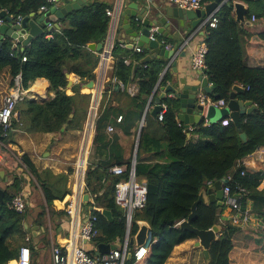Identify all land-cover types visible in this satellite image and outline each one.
I'll return each instance as SVG.
<instances>
[{
  "label": "trees",
  "instance_id": "obj_1",
  "mask_svg": "<svg viewBox=\"0 0 264 264\" xmlns=\"http://www.w3.org/2000/svg\"><path fill=\"white\" fill-rule=\"evenodd\" d=\"M205 3L214 0H203ZM249 12L247 20L256 17L254 26L236 21L233 7L225 5L215 15L212 22L202 29L207 46L205 56L206 75L214 92L208 96L214 102L224 100L226 105L234 86L240 85L245 93L237 98L251 102L256 109L250 115L241 117V131L247 135V142L240 138V129L233 123L223 125V121L208 126L204 119L196 125L190 137L177 120L178 103L173 98H163V120L152 112L157 106L159 89L170 79L162 73L166 61L153 59L141 64L146 52L136 53L115 43L112 51L114 59L111 80L106 84L95 120L94 137L85 175V189L93 198L89 206L96 208L91 216H96L95 224L99 235L91 242L99 244L125 243L127 227L124 211L115 200L116 186L127 180L131 170L130 159L124 156L120 137L109 133L108 127H118L128 136L139 134L136 158V176L147 183V201L143 210L135 213L130 238L139 230L138 222L150 225L153 243L141 260L133 256L136 247L128 245L131 259L125 264H166L174 249L195 239L189 231L180 227L192 214L202 190L217 181L227 179L232 196L238 197L242 211L248 210L264 222V190L259 187L264 172H249L241 163L243 159L264 148V0H240ZM45 0H0V12L6 10L14 18L37 15ZM111 6L97 1L85 4L80 10L68 14L60 20V29L35 38L22 51L21 44L10 38L0 40V76L8 73L10 86L21 75L22 87L28 90L37 80L49 82L55 97L43 101L25 98L17 104L12 131L7 137L0 130V142L11 143L13 132L27 134H57L63 136L70 131H83L92 102L91 94H82L80 84L72 87L73 95L66 93L68 75L77 76L82 83L96 79L95 70L100 63V55L88 49V45L103 43L110 27L107 10ZM165 40L163 38H160ZM26 57V62H23ZM130 61V64H126ZM138 65L133 77L134 65ZM124 85L120 89L112 80ZM136 85L137 92L131 94L129 88ZM9 92L1 96L0 108ZM72 116V117H71ZM122 117L120 123L118 117ZM146 126L140 129L142 121ZM163 133V139L154 136L152 127ZM65 129V131H62ZM165 155V160L149 162L146 153ZM22 164L42 192L43 203L37 215L39 224L52 222L55 218L63 220L66 212L54 209L56 200H64L71 194L67 188L68 176L72 173L55 176L50 170L39 172L28 154L22 157ZM115 166H125L126 173L116 176L110 172ZM244 173V174H243ZM26 182L17 178L6 187L3 202L0 203V264H9L19 259L20 250L27 246L25 223L30 216V207L20 213L11 208L14 198L25 191ZM239 187L245 189L241 194ZM102 210L112 213L109 221ZM225 207L216 204H199L197 216L192 225L198 230H209L221 225L219 239L213 243L208 264H230V253L234 248V237L240 228L228 220L220 222ZM232 212V211H230ZM48 233L43 243L49 246ZM33 241L31 237L29 243ZM122 248V247H121ZM32 262L37 264L38 250L31 246ZM92 255L93 253L88 252Z\"/></svg>",
  "mask_w": 264,
  "mask_h": 264
},
{
  "label": "crops",
  "instance_id": "obj_2",
  "mask_svg": "<svg viewBox=\"0 0 264 264\" xmlns=\"http://www.w3.org/2000/svg\"><path fill=\"white\" fill-rule=\"evenodd\" d=\"M99 3L108 4L113 8L116 4L117 0H95ZM134 2L140 4L139 10L144 9L145 6L150 7V11L148 13V19L155 20L158 12H163L166 15V11L169 5L165 0H154L150 3L144 0H133ZM211 3V2H210ZM129 6L131 4L130 0H123L122 5ZM209 3H206V5ZM59 5V4H56ZM205 5V6H206ZM60 6V5H59ZM204 6V7H205ZM41 15H35L36 18H39ZM132 24V28L136 30H140L141 22L132 19L130 21ZM52 24V28L49 30L54 32L55 27L54 23ZM60 24V23H59ZM160 26V24H158ZM5 27V26H4ZM3 28V27H2ZM1 31L4 33V29ZM264 29V25L260 24L258 26V30ZM202 30H199L190 40L188 45L185 47L186 56L185 58H178V66L175 70L173 67L167 69L168 63L162 73V78L167 73L170 76V79L167 81L165 85L159 87V95L163 93L161 88H166L168 86H175V84L179 83L181 80L187 79L189 84L199 85L200 83L195 80L197 77V72L192 69V56L197 51L202 43H204V35L201 34ZM172 31L170 34H173ZM125 31L122 29V21L118 19L117 26L113 32V40L114 43H120L123 48L130 49L129 36L124 37ZM164 39V38H163ZM177 43L176 40H167L165 39V46H173ZM22 47V46H21ZM132 49L133 51L136 49ZM181 50V49H180ZM183 51V50H181ZM101 55L100 53H96ZM149 52H146V56L149 55ZM114 59L111 54V58L105 60V68L101 69L100 63L95 70L96 74V90L101 92L99 106L102 99V94L106 88V84L111 80L114 66ZM130 64V61H127ZM135 66V65H134ZM207 77V75H205ZM73 80V85L66 89V93L68 95H73L72 87L77 85V76L71 75ZM10 76L8 73H4L0 76V100L1 96L9 92L10 88ZM90 82V81H89ZM88 83V82H86ZM80 81V87L83 84ZM130 88H135L136 85L131 86ZM81 87L82 94H91L92 98L94 95V91L90 90L87 92ZM30 95L35 97L32 100L35 101H43L48 99V97H55V94L51 92L50 84L45 79L37 80L30 88ZM136 93V92H135ZM132 93V94H135ZM206 95L203 91H199L197 94L198 104L200 102L199 96ZM208 99L210 97L206 96ZM167 98H173L172 93L167 94ZM211 100V99H210ZM237 100L242 101L237 98ZM98 106V109H99ZM95 108H93L91 114V121L95 114ZM219 109V108H218ZM179 111V104H178ZM178 111H177V120H178ZM98 113V111H97ZM89 115V114H88ZM88 120V116H87ZM87 120L84 124L83 131H70L67 132L64 136H58L57 134H27L20 131L13 132L11 143L5 144L0 142V188L6 191V187L8 184L4 181V178L9 179V185L13 183L17 178H20L26 182L25 191L23 192V196L26 198L28 205L30 207V216L26 222L28 224L27 238H33V241L27 246L31 248L34 246L36 250H38L37 264H53L52 263V249L53 246H61L63 250H67L69 242L71 238L79 228L85 225V223L89 220L92 212V207L89 206V203H93V198L90 195V202L86 205L82 198L86 192L85 189V175L86 170L89 163V147L93 142L94 130L91 134L90 129L86 130ZM208 126L212 124H216L222 120H220V116H211L209 118L204 119ZM230 120V118H228ZM179 121V120H178ZM146 124L144 122L143 127ZM142 127V128H143ZM152 127V131L155 137L158 139H163V133L158 129ZM195 127V126H194ZM191 127L190 131L192 132L193 128ZM115 128V134L120 137V145L124 150V156L126 159L133 160L135 155V149L138 142L139 134L128 136L122 132V130L118 127ZM140 128V129H142ZM85 134V137H84ZM82 136L84 137V143L82 139L75 140L76 137ZM72 138V139H71ZM71 139V140H70ZM81 139V141H80ZM78 142V143H76ZM84 144V145H83ZM83 146V151H82ZM82 151V154H81ZM28 154L31 161L35 164L36 168L39 172H43L45 170H50L55 176H59L62 174H68L69 170L72 173L68 176L67 188L70 190L71 194L68 195L64 200H56L54 202V209L57 212H66V216L63 220H59L55 218L52 222L50 219H47L46 224H39L37 222V215L41 210V204L43 203L42 192L37 184L34 181H31L32 178L28 174H24L23 172L26 170L25 166L22 164V157ZM144 159L149 162H157L165 160V155H158L155 152L146 153L143 155ZM83 158H86V168L83 172L82 164ZM81 159V162H80ZM246 170L249 172H264V148L259 149L254 154L246 157L241 162ZM125 167V166H124ZM1 174L3 175L1 177ZM84 174V185H82V177ZM259 190H264V179L259 187ZM71 202L76 203V216L70 217L67 212V208ZM252 201L248 203V210L250 212L251 218L250 222L245 228H240L239 233L234 237V248L230 253V264H264V222L263 219L251 212L252 209ZM94 209V208H93ZM96 209V208H95ZM230 214L229 208L225 206V210L220 215V222H224L227 220L228 215ZM39 227V235L35 238L32 235L31 228ZM48 233L49 246H46V243H43V237ZM195 239L188 240L180 245H178L171 257L168 259L166 264H199L201 259H203V264H208L203 256L202 248L195 247ZM80 246L83 247L87 252L93 253L92 255L98 254V246L94 245L91 241L82 240L79 242ZM115 245L117 249L123 247L124 244L116 242ZM136 247V246H134ZM31 250V249H30ZM32 254V252H31ZM17 260L10 262V264H15Z\"/></svg>",
  "mask_w": 264,
  "mask_h": 264
},
{
  "label": "water",
  "instance_id": "obj_3",
  "mask_svg": "<svg viewBox=\"0 0 264 264\" xmlns=\"http://www.w3.org/2000/svg\"><path fill=\"white\" fill-rule=\"evenodd\" d=\"M94 0H58L57 4L52 6L47 13L39 12L41 16L39 18L35 17V14H31L22 19L19 25L14 24L13 20L7 16L6 12H1L0 16L6 19L7 25L2 28L4 29V34L10 39L16 41L18 44H21L22 51L37 37L45 33L48 23H54L55 29H60L59 21L64 19L68 14L80 10L85 4L92 2ZM131 4L129 6L122 5V10L119 15V20L122 21V29L125 31V36H129V42H131L130 49L138 47L145 52L150 54L145 56L141 61V64H146L153 59H160L162 61H167V69L173 67L175 70L178 66V58H185L186 51L185 47L188 45L192 37L202 28L203 24L207 22L210 18L215 16L221 8L225 5L228 7H233L236 21L240 24H246L247 26L253 27L254 23L247 20V14L249 12L248 6L240 0H214L213 2L207 4L203 9L199 10H187L181 9L175 6L169 7L166 11V15L163 12H158L155 20L148 19V13L150 11L149 6H145L143 10H139L140 4L130 0ZM135 19L138 22H141L140 30L132 28L130 21ZM160 24V34L162 38L167 40H176L177 43L173 46L172 49H167L163 43L159 40L150 41V28L154 25ZM172 31L173 34H170ZM201 34L204 35V32L201 31ZM105 44H89L88 49L95 53H102L105 51ZM183 51H181V50ZM108 56V55H107ZM138 65L134 66L133 77H135ZM207 71L201 70L197 72V80L199 85L189 84L187 79L181 80L175 86H168L166 88H161L163 91L160 94L159 98L156 100L157 106L154 108L152 115L157 117L163 110V106L160 105V101L167 97V94L172 93L174 100L179 104L178 111V120L180 124L185 128L190 137V129L198 125L202 119L209 118L214 116L217 110L222 119L230 120L240 129L241 127V117L245 115H250L256 109L251 102L239 101L237 100L238 94L245 93V89L236 85L233 88V91L230 95L229 102L224 108H217L213 105L198 104L197 94L199 91H203L206 96H210L214 92V87L210 84L207 77H205ZM73 85V80L71 75H68V85L70 88ZM83 89H89L94 91L92 98V107L89 111L87 125L85 134L88 129L92 134L95 126V120L97 117V111L99 106V100L101 92L96 90V81L92 80L81 86ZM159 89V86L156 88L155 92ZM95 108V114L92 119L91 114L93 108ZM19 118L20 114L17 113ZM72 117V116H71ZM62 131H65L63 129ZM240 138L243 142H247V135L243 133L240 129ZM84 143V142H83ZM84 145V144H83ZM139 145L138 142L135 149V159L137 158ZM83 151V146H82ZM81 151V154H82ZM81 162V159H80ZM82 170L85 171L86 168V158H83L81 162ZM3 175L1 174V177ZM4 181L9 185V179L4 178ZM82 185H84V174L82 177ZM228 183L227 179H223L215 182L208 186L207 189L201 191L197 202L194 204L192 209V214L186 220L180 223V227L189 231L195 236V247L202 248L203 256L207 262L210 260V249L214 242L219 239V236L222 231L221 225H215L209 230H198L193 227L192 222L197 216V208L199 204L210 205L216 204L217 207H225V195L223 188ZM4 190L0 188V203L4 199ZM83 202L87 205L90 202V194L85 193ZM94 209L92 208V211ZM102 214L109 220L113 221L112 213L107 210H102ZM139 230L135 237L130 238L129 244L131 246L140 247L148 244L147 235L150 232V225L145 221L138 222ZM25 229L28 231V224L25 223ZM39 227L31 228L32 235L36 238L39 235ZM117 247L112 244H99L98 253L107 254L112 250H116ZM132 258V253L129 252L127 259Z\"/></svg>",
  "mask_w": 264,
  "mask_h": 264
},
{
  "label": "built area",
  "instance_id": "obj_4",
  "mask_svg": "<svg viewBox=\"0 0 264 264\" xmlns=\"http://www.w3.org/2000/svg\"><path fill=\"white\" fill-rule=\"evenodd\" d=\"M58 0H45L46 5L40 8V12L47 13L52 6L57 4ZM122 1L117 0L116 4L113 8L107 10V16L110 17V27L107 34V38L104 41L105 51L100 53V67L101 69L105 68V60L111 58V54L114 48V40H113V32L115 27L117 26V21L119 19V15L122 10ZM148 3L154 0H144ZM169 5L175 6L181 9L187 10H199L203 9L206 3L203 0H165ZM1 12H6L7 16L10 17L14 24L19 25L22 21V17L14 18L10 16L6 10H2ZM0 12V14H1ZM215 16L210 18L207 22L203 24V28L210 24ZM256 21V17L252 16L251 22L254 23ZM7 22L5 18L0 16V40L5 41L7 37L2 31L1 28L6 26ZM52 28V24L47 26V30ZM202 28V29H203ZM201 30V29H200ZM162 35L160 34V26L154 25L150 28L149 40L155 41L159 40L161 43L165 45V40L160 39ZM14 41V40H13ZM16 44L17 42L14 41ZM167 49H171V46H165ZM143 50L140 48H136L134 52L141 53ZM207 53V46L205 43H202L197 51L192 56V69L195 72L206 70L205 65V56ZM108 55V56H107ZM27 58L23 57V62H26ZM129 63V62H126ZM120 89H124V85L120 82H117L115 79L112 80ZM77 83H80V79L77 77ZM129 92L135 93L137 90L135 88H129ZM25 98L34 99L35 97L30 95L29 89L25 90L22 87L21 83V75H18L15 79V84L10 88L8 95L4 98L2 107L0 108V130L3 133L4 137H7L8 134L12 131V123L14 118L17 117V104L24 100ZM199 100L201 104L205 105H213L217 108L226 107V103L224 100H219L214 102L206 97V95H200ZM164 109V108H163ZM98 114V113H97ZM159 120H163V112L159 114ZM122 121V117L119 116L117 122L120 123ZM144 120L141 122L140 128L143 127ZM231 120L225 119L223 121V125H228ZM108 132H115V128L113 126L108 127ZM2 143V142H1ZM136 159L135 155L133 157L131 163V170L129 172V176L127 180H122L116 186L115 191V200L117 205L124 211L125 219H126V227L127 234L125 243L122 248L112 250L107 254H97L90 255L88 252L80 246V241H91L99 235L98 230L95 227L97 217L90 216L89 220L85 223L84 226L79 228L76 232H74L71 241L67 247V250H63L61 246H53L52 249V263L53 264H125L128 255V245L130 240V230L132 227L133 217L135 213L144 209L147 201V183L145 180L138 179L136 176ZM127 168L124 166H115L110 172L116 176H123L126 173ZM244 174V173H243ZM225 195V205L229 208L230 214L228 215L227 220L237 226L239 228H245L250 222V212L249 210L242 211L238 197L232 196L230 186H224L223 188ZM239 192L241 194L246 193L245 189L239 187ZM27 200L23 195L17 196L13 199L11 203V208H13L17 212H24L27 208ZM94 210H96L94 208ZM68 215L70 217L76 216V203L71 202L67 208ZM148 244L140 247H136L134 249L133 256L136 260H141L149 250L150 245L153 243L152 233L149 232L147 235ZM29 241V239H27ZM32 262V254L31 250L28 246H23L20 250L19 259L15 264H31ZM10 264V263H9Z\"/></svg>",
  "mask_w": 264,
  "mask_h": 264
},
{
  "label": "rangeland",
  "instance_id": "obj_5",
  "mask_svg": "<svg viewBox=\"0 0 264 264\" xmlns=\"http://www.w3.org/2000/svg\"><path fill=\"white\" fill-rule=\"evenodd\" d=\"M87 92H90V90H86ZM91 107H92V102H91V105H90V109H91ZM90 109H89V111H90ZM88 114H89V112H88ZM216 114V116L218 115V116H220V114H219V111L217 110V112L215 113ZM222 118H221V116H220V120H221ZM65 135V134H64ZM63 135V136H64ZM59 137H60V135H58ZM84 137H85V134H84ZM84 137H82V136H79V137H76L75 138V140L77 139V140H79V138H81L82 139V142L84 141ZM72 139V138H71ZM70 139V140H71ZM81 139H80V141H81ZM76 143H78V142H76ZM5 145V144H4ZM91 145H90V147H89V151L91 152ZM90 155V154H89ZM89 157V156H88ZM200 259H201V261H200V263L199 264H203V259L200 257ZM207 262V261H206Z\"/></svg>",
  "mask_w": 264,
  "mask_h": 264
}]
</instances>
